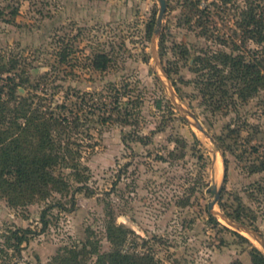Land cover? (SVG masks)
Masks as SVG:
<instances>
[{
	"label": "rangeland",
	"instance_id": "374dc122",
	"mask_svg": "<svg viewBox=\"0 0 264 264\" xmlns=\"http://www.w3.org/2000/svg\"><path fill=\"white\" fill-rule=\"evenodd\" d=\"M178 1L166 0L153 49L157 0H0V53L17 61L18 73L25 71L37 85L19 93H37L69 106L76 102L77 110L83 97L86 105L101 109L74 135L81 145L86 188L75 191L77 184L72 183L67 196L52 193L46 201L15 207L0 193V264H50L61 248L81 245L87 229L94 232L100 251H108V211L130 231L124 250L150 253L158 264H252V247L264 254L253 238L219 218L217 225L209 221L207 204L213 194L206 191L222 185L215 211L241 215L239 223L264 238V191L258 188H264V173L250 172L264 157V90L244 104L213 113L190 83L192 48H218L214 38L231 35L234 5L242 2L201 3L213 2L209 27L214 37L208 39L181 23ZM181 44L190 48V56L182 58ZM64 49L72 52L61 62L57 53ZM245 49L257 46L247 42ZM99 53L109 58L103 71L91 63ZM172 63L178 67L172 74L175 85L160 69L174 67ZM112 86L119 93L120 112H132L126 125L116 114L113 121H102L113 106ZM126 101L134 102L124 105ZM180 105L194 113L211 139L194 127ZM229 128L236 132L230 135ZM221 153L227 160L223 184ZM15 229L30 231L19 254L5 244Z\"/></svg>",
	"mask_w": 264,
	"mask_h": 264
},
{
	"label": "trees",
	"instance_id": "16d2710c",
	"mask_svg": "<svg viewBox=\"0 0 264 264\" xmlns=\"http://www.w3.org/2000/svg\"><path fill=\"white\" fill-rule=\"evenodd\" d=\"M203 1L179 0L181 23L188 26L189 30L197 32L198 36L209 39L214 37L209 27L213 24L210 11L213 2L202 7ZM220 1L224 5L239 2ZM240 1L242 5H234L235 20L231 35L214 38L219 44L218 48H192L195 54L190 71L194 77L190 83L202 103L211 107L213 113L221 108H235L238 103L244 104L264 90V0ZM247 42L256 45L257 49L246 50ZM178 47L182 58L191 55L190 48L185 44ZM71 52L70 49H64L57 53L59 60L66 62ZM162 52L160 45V56L163 55ZM108 62L107 55L99 53L93 57L91 63L95 70L103 71ZM173 65L174 67H164L163 70L167 79L175 85L172 74L177 73L178 67L176 63ZM18 67L17 61L0 53V193L13 207L25 206L34 201H46L52 193L67 196L72 183L77 184L75 191L86 188L83 184L87 177L83 175L82 169H85L80 163L81 145L74 139V135L85 127L90 114L101 111L98 107L93 109L91 105H86L83 97L78 111L75 109L76 102L69 106L65 102L56 103L37 93L21 95L20 88H35L37 85L30 83L25 71L18 73ZM111 88L110 90H114V86ZM114 91L111 95L113 100H110L113 106L109 115L102 116V121H113L112 116L116 114V120L126 125L132 112L129 109L120 112L119 93ZM126 102L124 105L134 101ZM101 104L102 108H107L106 103ZM83 106L89 109L88 112L83 111ZM235 132L233 128L228 130L230 135ZM256 150L255 148L254 151ZM222 155L224 165L227 166L224 153ZM64 170L69 171L67 176L64 175ZM250 172L264 173V157L251 165ZM262 179L264 182V176ZM258 188L264 191L260 184ZM74 203L72 194L70 204L74 206ZM56 206L62 208L60 202ZM45 216L46 210L41 215L43 229L48 224ZM106 216L105 237L111 245L108 251H100L94 232L87 229L86 240L81 245L61 248L50 264H86L92 257L95 258L92 264H158L150 253L125 251L124 244L130 231L116 223L113 211H108ZM226 216L238 222L243 221L239 214ZM208 219L216 225L219 224L209 213ZM28 233L29 229L12 230L6 237L5 244L19 254L22 244L27 241ZM1 252L5 254L4 250ZM249 253L252 264H264V254L257 247H252ZM0 260H3L2 255Z\"/></svg>",
	"mask_w": 264,
	"mask_h": 264
},
{
	"label": "water",
	"instance_id": "95a60500",
	"mask_svg": "<svg viewBox=\"0 0 264 264\" xmlns=\"http://www.w3.org/2000/svg\"><path fill=\"white\" fill-rule=\"evenodd\" d=\"M159 3V12H158V16H157V20H156V27L154 29L153 32V36H152V45H153V49L155 47V42L156 39L159 37L161 31H162V22H163V17L166 11V7H167V2L166 0H157ZM162 74L164 75V77L167 79L164 70L160 67ZM171 101L176 102L177 98L176 96L171 92ZM181 106V110L184 112L185 116L191 117L194 120V127L200 131L203 135H205L206 137H208L209 139H211L210 135H208L205 131V129L203 128L202 124L198 121V119L195 117L194 113L185 110L182 105ZM222 155V153H221ZM223 158V155H222ZM223 165H224V158H223ZM225 165H224V172H223V177H222V183L224 182V178H225ZM207 192H211L213 194V199L207 204V211L208 213L213 216L214 218L217 219L218 218L221 219L222 221H224L226 224H228L229 226L233 227L234 229L248 235L249 237L253 238L255 241H257L263 248H264V238H262L256 231L250 229L248 226H246L243 223H239L236 222L233 219H230L229 217H227L226 215L217 213L215 211V206L220 198V194L222 191V185H220L219 187H217L216 185H212L211 187L206 189ZM219 222V221H218Z\"/></svg>",
	"mask_w": 264,
	"mask_h": 264
},
{
	"label": "bare ground",
	"instance_id": "6f19581e",
	"mask_svg": "<svg viewBox=\"0 0 264 264\" xmlns=\"http://www.w3.org/2000/svg\"><path fill=\"white\" fill-rule=\"evenodd\" d=\"M258 245H259L260 249H262L264 251V248L259 243H258Z\"/></svg>",
	"mask_w": 264,
	"mask_h": 264
}]
</instances>
